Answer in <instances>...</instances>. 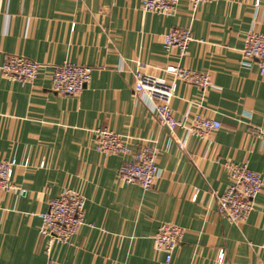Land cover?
<instances>
[{"label": "crops", "instance_id": "crops-1", "mask_svg": "<svg viewBox=\"0 0 264 264\" xmlns=\"http://www.w3.org/2000/svg\"><path fill=\"white\" fill-rule=\"evenodd\" d=\"M141 1L0 0V64L19 55L44 65L32 83L0 76V160H16L11 180L26 191L0 193V264H47L38 215L65 189L83 196L86 224L53 247L50 264H166L153 243L162 223L185 231L169 264H215L219 251L223 264H264V185L244 222L216 212L230 184L219 163L246 162L264 182V141L254 135L264 128V75L241 55L248 33H264V0H220L196 11L180 0L170 16L144 12ZM174 28L191 30L184 56L164 48ZM64 62L91 68L78 95L50 88V65ZM168 65L210 73L204 92L176 82L171 102L179 121L200 114L220 122L207 141L181 127L169 134L133 99L137 68L167 77ZM97 129L125 137L132 151L154 145L152 189L118 179L131 155L96 151Z\"/></svg>", "mask_w": 264, "mask_h": 264}, {"label": "built area", "instance_id": "built-area-1", "mask_svg": "<svg viewBox=\"0 0 264 264\" xmlns=\"http://www.w3.org/2000/svg\"><path fill=\"white\" fill-rule=\"evenodd\" d=\"M180 0H142L144 12L160 16L173 15ZM220 0H187L191 11L204 3ZM259 0L255 1L257 6ZM193 40L189 28H174L163 35L166 50L176 48L184 56L189 43ZM241 55L244 62H253L259 72L264 75V33L250 32L243 42ZM44 65L19 55H10L0 64V76L20 83H32L41 75ZM167 77L150 74L144 67L133 72V99L144 100L149 107L153 119L169 134L181 127L187 135H194L202 142L221 127L219 121L194 114L177 120L174 117L171 102L175 95L176 82L195 86L201 91L212 87L211 75L205 71H197L178 65L164 68ZM50 88L59 95L75 96L80 94L91 79V68L64 62L50 65L48 75ZM254 135L264 141V128H256ZM94 148L105 155H131V160L123 162L117 177L126 184H136L143 190L153 188L159 176L157 164L158 151L150 142H142L138 149L132 151L128 140L108 129L93 131ZM180 150L185 149V142L177 141ZM219 163L218 159H214ZM227 171L230 184L217 196V215L231 223L244 222L255 206V199L262 191L264 182L262 175L251 170L246 162L240 164L226 160L219 163ZM27 165V161L23 163ZM17 166L15 159L0 160V193L17 191L20 197L26 195L23 188L12 182L13 169ZM197 193V191H196ZM195 195L192 200H195ZM40 226L38 233L42 242L43 254L47 264L51 263L50 255L56 245H64L71 241L79 229L85 225V201L83 196L70 189H65L58 196L50 199L47 209L39 213ZM185 231L173 223H162L153 236L154 248L164 255L166 264L172 260L173 253L181 242ZM224 252L219 251L215 264H223Z\"/></svg>", "mask_w": 264, "mask_h": 264}]
</instances>
